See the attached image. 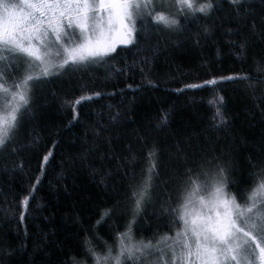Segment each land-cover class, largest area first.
I'll return each mask as SVG.
<instances>
[{
  "label": "trees",
  "instance_id": "trees-1",
  "mask_svg": "<svg viewBox=\"0 0 264 264\" xmlns=\"http://www.w3.org/2000/svg\"><path fill=\"white\" fill-rule=\"evenodd\" d=\"M212 2L180 29L138 21L133 44L112 59L34 86L31 110L0 148V264H93L86 241L115 250L130 221L135 240L155 243L175 227L170 207L184 169L203 156L220 158L238 200L253 186L264 162V0ZM218 94L225 123L214 118ZM82 95L91 98L73 118L67 101ZM144 141L160 149V176L133 219L128 185L145 167Z\"/></svg>",
  "mask_w": 264,
  "mask_h": 264
},
{
  "label": "snow or ice",
  "instance_id": "snow-or-ice-1",
  "mask_svg": "<svg viewBox=\"0 0 264 264\" xmlns=\"http://www.w3.org/2000/svg\"><path fill=\"white\" fill-rule=\"evenodd\" d=\"M232 3L237 5L239 0ZM213 8L212 0H0V148L13 142L33 106L36 84L112 59L119 45L133 44L138 21L180 29L182 20L206 16ZM215 83V78L204 81ZM90 98L82 95L67 101L74 110L73 118L76 105ZM223 101L219 94L214 99L217 123L227 119L221 111ZM143 151L145 167L139 174H131L128 185L133 219L151 199L154 181L160 176L158 145L144 141ZM50 155V151L45 154L43 162ZM219 159L203 156L196 167L184 169L170 207L175 225L170 234L165 233L155 243L137 241L130 221L124 232L117 233L115 250L106 245V251L98 252L86 241L93 264H264V162L254 166L253 186L242 189L238 200L227 191L235 182L229 181ZM21 203L27 207L29 196ZM113 214L112 209L102 212L97 225ZM72 264L84 262L73 258Z\"/></svg>",
  "mask_w": 264,
  "mask_h": 264
},
{
  "label": "rangeland",
  "instance_id": "rangeland-1",
  "mask_svg": "<svg viewBox=\"0 0 264 264\" xmlns=\"http://www.w3.org/2000/svg\"><path fill=\"white\" fill-rule=\"evenodd\" d=\"M20 71L22 72L23 71V66H22V64H20ZM20 74V72H17L16 73V75H19ZM163 244H164V242L161 244V246H163Z\"/></svg>",
  "mask_w": 264,
  "mask_h": 264
}]
</instances>
